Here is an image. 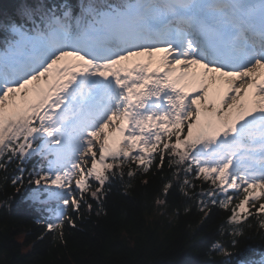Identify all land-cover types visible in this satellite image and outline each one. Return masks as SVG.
<instances>
[{"label":"snow or ice","instance_id":"1","mask_svg":"<svg viewBox=\"0 0 264 264\" xmlns=\"http://www.w3.org/2000/svg\"><path fill=\"white\" fill-rule=\"evenodd\" d=\"M0 33L8 200L66 248L117 183L147 177L164 214L222 213L212 248L249 264L234 253L264 233V0H24Z\"/></svg>","mask_w":264,"mask_h":264},{"label":"trees","instance_id":"2","mask_svg":"<svg viewBox=\"0 0 264 264\" xmlns=\"http://www.w3.org/2000/svg\"><path fill=\"white\" fill-rule=\"evenodd\" d=\"M23 2L0 0V20L12 16ZM35 163L33 160L27 167ZM18 174L15 165L7 173L0 171V264H221L222 257L212 245L224 241L220 236L223 214L204 218L195 202L191 203L189 213L175 214L172 204L164 214L165 210L154 205L158 180L142 186L140 180L147 177H141L133 182L135 190L127 191L117 183L106 203L108 215L85 213L64 248L45 234L39 221L46 214L27 196L17 195L8 200L14 191L11 179ZM32 187L28 185L25 192ZM171 200L179 202L182 197L173 196ZM24 244H31L30 250L24 252ZM240 254L249 264H261L264 233L255 228L246 232L234 253Z\"/></svg>","mask_w":264,"mask_h":264},{"label":"rangeland","instance_id":"3","mask_svg":"<svg viewBox=\"0 0 264 264\" xmlns=\"http://www.w3.org/2000/svg\"><path fill=\"white\" fill-rule=\"evenodd\" d=\"M19 240L23 241V236H20ZM30 247H31V244H24L23 245V251L26 252V251L30 250Z\"/></svg>","mask_w":264,"mask_h":264}]
</instances>
